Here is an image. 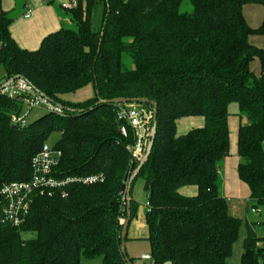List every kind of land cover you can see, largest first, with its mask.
<instances>
[{
  "label": "trees",
  "instance_id": "16d2710c",
  "mask_svg": "<svg viewBox=\"0 0 264 264\" xmlns=\"http://www.w3.org/2000/svg\"><path fill=\"white\" fill-rule=\"evenodd\" d=\"M249 3L264 6V0H79L70 10L74 28L49 34L31 51L13 38V19L0 0L6 82L23 78L61 106L20 127L11 114H21L24 105L0 93V190L30 180L32 160L54 131L61 138L53 148L62 152L56 179L101 176L93 185L74 182L35 194L19 227L2 223L0 194V264H81L83 258L128 264L121 249L127 201L120 192L139 166L128 149L135 139L118 118L120 105L100 104L120 98L158 105L155 143L132 183L130 208L131 222L141 177L154 264H227L243 225L220 193L232 103L241 116L238 175L254 209L264 213V48L250 42L264 35V21L258 29L248 25L243 8ZM90 84L93 98L63 99ZM195 116L205 126L178 137L177 120ZM185 186H197L198 195H181ZM246 231L241 264H264V221H246Z\"/></svg>",
  "mask_w": 264,
  "mask_h": 264
},
{
  "label": "built area",
  "instance_id": "2783aa9c",
  "mask_svg": "<svg viewBox=\"0 0 264 264\" xmlns=\"http://www.w3.org/2000/svg\"><path fill=\"white\" fill-rule=\"evenodd\" d=\"M76 5L77 3L75 2L67 7L73 9ZM30 17L31 11L28 12L26 18ZM0 93L10 99L17 98L24 106L28 107L27 113L12 115V123L20 127L27 125L28 114L36 108L44 109L46 112H60L55 104L43 98L31 84L23 78L15 80ZM118 118L128 123L135 139V143L129 146L128 149L131 151L133 159L140 162L146 153L150 140L154 118L153 108L151 109L145 106H128L127 104L120 105ZM120 132L123 136L127 137L128 129L126 127H122ZM61 158V151L45 144L42 151L32 160L33 171L30 180L3 185L0 190V194L5 201L1 218L2 223L14 227L21 226L30 213L33 197L37 193L43 195L46 191L63 189L68 184L74 182L93 185L101 181V176L68 178L66 180L56 179L54 177V170L59 165ZM146 206L148 207L149 204Z\"/></svg>",
  "mask_w": 264,
  "mask_h": 264
},
{
  "label": "crops",
  "instance_id": "0c3cea01",
  "mask_svg": "<svg viewBox=\"0 0 264 264\" xmlns=\"http://www.w3.org/2000/svg\"><path fill=\"white\" fill-rule=\"evenodd\" d=\"M78 1L79 0H2V7L13 19L10 28L13 38L22 48L34 51L40 47L46 36L62 28H69L73 25L70 16L71 8L67 6L75 2L77 3ZM29 11H31V17L26 18ZM243 14L248 25L253 29H258L264 21V6L259 3H249L244 6ZM250 42L255 47L264 48V35H253L250 37ZM257 63V60H255L252 64V68L257 65ZM255 72L257 73V71ZM195 117L201 118H196L197 120H188V126H191V128H203L205 125V118L202 116ZM236 139L231 140L230 155L220 164V193L228 202L235 200L239 201L240 204H242V202H247V221H250V215L257 211L253 207V202H251L250 189L240 180L238 175L239 155L236 149ZM143 183L145 186V181ZM143 183L137 184L139 186L136 187L140 189L141 185L142 188ZM135 189L136 188L133 189L132 195ZM138 189L136 190L138 191ZM179 193L185 197H195L198 195V187L185 186L179 190ZM137 195L138 193H135L134 196L137 197ZM238 205L239 204L233 206L234 211ZM250 206L251 213L249 211ZM231 208L232 207L229 205L230 212ZM144 257L147 258L148 256Z\"/></svg>",
  "mask_w": 264,
  "mask_h": 264
},
{
  "label": "rangeland",
  "instance_id": "374dc122",
  "mask_svg": "<svg viewBox=\"0 0 264 264\" xmlns=\"http://www.w3.org/2000/svg\"><path fill=\"white\" fill-rule=\"evenodd\" d=\"M100 20H101V16H100L99 11H97L94 17V26L96 29L100 25ZM253 70L257 71V74L259 73L260 71L259 62L257 63V65L253 67ZM5 83H6L5 70L3 67H0V92L3 90L1 88ZM95 95H96V91H95L94 85L90 84L84 87L83 89L77 91L76 93H70V94L64 95L63 99L71 103H80V102H85L90 98H93ZM127 105L136 106V107L142 106L141 104H137V103H130ZM27 112H28V107L24 106L22 113L25 114ZM46 113H47L46 110L41 109V108H36L30 111V113L27 116V123L29 124L33 123L40 117L44 116ZM12 115H14V113L11 114V120H12ZM196 118H201V117H194V118L183 117V118L178 119L177 120V131H176L177 136L179 137L181 135H185L189 133L190 131L194 129H199V128H191V126H188V123H189L188 120H197ZM240 121H241V116L239 115V105L237 103H232L229 106V128H230L229 133L231 136L230 145H231V140L237 138L236 139L237 151H238ZM60 138H61V133L58 131H54L49 135L45 143L49 147L53 148ZM232 144H233V141H232ZM143 182H144V179L139 177L134 183V188L138 189L136 186H139V185L137 184L139 183L142 184ZM136 189L133 194L136 211H135V216L131 220L129 227H128L127 238H126V243H125L126 253H127L128 258L132 260V264H154L153 259H152V247L149 241V226H148V221H147V210L148 209L146 207L147 199H146L144 183H143L142 188L140 185V189H138V191ZM135 193L136 194L138 193L137 197L134 196ZM228 203H230L229 205L232 207L230 214L233 215L235 218L242 220L243 225L241 228L239 240L235 243L233 254L227 260V264H241V257L243 254V243H244V239L247 234V231H246V221L248 219L247 211H246L247 202H242V204H240L239 201L235 200V201H229ZM237 204L239 205L238 207H236V210L234 211L233 206ZM252 204L255 205L254 203ZM249 211L251 213V206H250ZM249 220L251 222L264 221V213L255 212L254 214L250 215ZM144 256H148V257L145 258ZM81 264H104V263H103L102 258H97L94 260L83 258ZM165 264H172V263L166 262Z\"/></svg>",
  "mask_w": 264,
  "mask_h": 264
},
{
  "label": "water",
  "instance_id": "95a60500",
  "mask_svg": "<svg viewBox=\"0 0 264 264\" xmlns=\"http://www.w3.org/2000/svg\"><path fill=\"white\" fill-rule=\"evenodd\" d=\"M20 77L11 79L9 81H7L1 89H5L7 88L9 85H11L15 80L19 79ZM37 91V90H36ZM43 98H46L47 100H49L44 94L40 93L39 91H37ZM50 101V100H49ZM103 103H111V104H117V105H126V104H130V103H137V104H147L149 103L148 99H124V98H120V99H114L111 101H100V104ZM151 106L153 107V112H154V118H153V127L151 130V134H150V140L148 143V147L146 150L145 155L142 157V159L139 162V166L136 168V170H134L133 172H128L125 179H124V185L121 189L120 195L125 199V201H127V218L123 221V231H122V245H121V249L124 255L127 256L126 253V238H127V232H128V227L130 224V208H131V189H132V183L134 181V179L138 176L139 172L141 171L143 165L147 162V160L149 159L154 143H155V139H156V135H157V129H158V105L157 103H150ZM59 108H61V106H58ZM128 264H132V262L129 260V258L126 259Z\"/></svg>",
  "mask_w": 264,
  "mask_h": 264
}]
</instances>
